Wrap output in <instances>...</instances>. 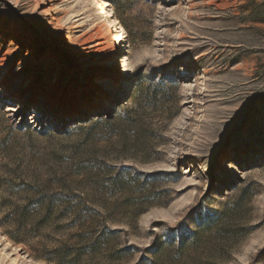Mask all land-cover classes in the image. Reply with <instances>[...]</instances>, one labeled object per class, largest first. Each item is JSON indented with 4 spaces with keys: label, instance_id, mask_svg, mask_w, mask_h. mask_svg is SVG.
<instances>
[{
    "label": "rangeland",
    "instance_id": "374dc122",
    "mask_svg": "<svg viewBox=\"0 0 264 264\" xmlns=\"http://www.w3.org/2000/svg\"><path fill=\"white\" fill-rule=\"evenodd\" d=\"M0 87V264H264V0H0Z\"/></svg>",
    "mask_w": 264,
    "mask_h": 264
},
{
    "label": "trees",
    "instance_id": "16d2710c",
    "mask_svg": "<svg viewBox=\"0 0 264 264\" xmlns=\"http://www.w3.org/2000/svg\"><path fill=\"white\" fill-rule=\"evenodd\" d=\"M202 232L204 233V231H201L199 233L191 235L190 239L193 242L192 246H195L194 244L195 242L198 241ZM216 234L223 237H225V235H228L227 233L222 231H218L216 232ZM95 242L96 241L92 242L89 245L93 246ZM175 250L178 251L175 253L178 254V257L181 260L187 257L190 258L192 262H194L193 264H216L220 261H223L224 255L226 253V252H192L190 255H187L188 252H184L185 251L184 241H179ZM71 254H74V252H72ZM81 255L85 259V264H101L102 262L109 264L112 261L111 255H107V254H97L96 252H82L77 254V257H80ZM193 255H195V258ZM152 257L153 259H146L143 264H164L165 262L164 258H166V255L164 254V252H160V253L158 252L156 254L154 253Z\"/></svg>",
    "mask_w": 264,
    "mask_h": 264
},
{
    "label": "bare ground",
    "instance_id": "6f19581e",
    "mask_svg": "<svg viewBox=\"0 0 264 264\" xmlns=\"http://www.w3.org/2000/svg\"><path fill=\"white\" fill-rule=\"evenodd\" d=\"M101 49V48H100ZM117 51V47H114L113 49V53H115ZM114 83L116 86L119 85V80L118 78L114 79ZM59 89V88H58ZM58 89H55L53 91V93H57L58 92ZM0 92H4L5 90H7L6 88H1L0 87ZM62 97H64L65 99H68V100H71V101H74V102H77V103H85V104H89L90 103V98H89V94L84 90H79L77 92H72V94L69 95V92L67 91H64V92H61L60 94ZM98 97L96 98L95 100V103L96 104L97 102H99L100 99H105V98H109L110 95L108 97H103L101 95H97Z\"/></svg>",
    "mask_w": 264,
    "mask_h": 264
}]
</instances>
